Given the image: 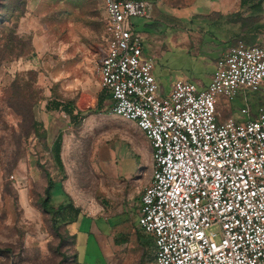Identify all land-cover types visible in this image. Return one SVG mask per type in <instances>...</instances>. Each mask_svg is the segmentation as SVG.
Segmentation results:
<instances>
[{"label":"rangeland","instance_id":"obj_1","mask_svg":"<svg viewBox=\"0 0 264 264\" xmlns=\"http://www.w3.org/2000/svg\"><path fill=\"white\" fill-rule=\"evenodd\" d=\"M151 4L152 19L132 22L158 81L166 91L176 81L207 85L215 56L206 51L216 40L204 30L199 46L189 38L195 20L205 24L195 15L199 0ZM105 9L106 0H0V264H154L138 227L150 143L136 124L95 111L100 95L110 103L99 75ZM52 101L77 104L83 119L71 123ZM47 173L51 213L42 207Z\"/></svg>","mask_w":264,"mask_h":264},{"label":"built area","instance_id":"obj_2","mask_svg":"<svg viewBox=\"0 0 264 264\" xmlns=\"http://www.w3.org/2000/svg\"><path fill=\"white\" fill-rule=\"evenodd\" d=\"M153 11L106 0L99 75L108 114L136 124L151 146L138 227L154 264H264V44L232 46L207 87L176 81L166 91L132 22ZM240 97L235 117L228 106Z\"/></svg>","mask_w":264,"mask_h":264},{"label":"crops","instance_id":"obj_3","mask_svg":"<svg viewBox=\"0 0 264 264\" xmlns=\"http://www.w3.org/2000/svg\"><path fill=\"white\" fill-rule=\"evenodd\" d=\"M199 3L198 7L203 8V11H198L195 15L200 17L199 20L201 22L204 21L205 24L201 28L195 20L189 31V38H193L199 46L202 42L201 30L212 33L211 37L216 42L212 43L206 52L208 55L215 56L212 59L214 70L217 61L232 46L238 43H244L247 46L264 44V0L261 7L256 6V3H252L245 8H242L241 0H199ZM209 28L213 29V31H209ZM212 75L213 73L210 75L207 85H204L201 81L194 82V84L207 87L211 82ZM188 82L191 81L188 80ZM248 98L252 102L257 100L256 95L252 99L249 96ZM238 99H242L244 103L243 97ZM75 106L83 115V110L77 104ZM231 114L238 117V113H234V111ZM230 115L225 114L223 119ZM91 230V233L96 235V230L98 229L94 223ZM74 236L77 239V234Z\"/></svg>","mask_w":264,"mask_h":264},{"label":"trees","instance_id":"obj_4","mask_svg":"<svg viewBox=\"0 0 264 264\" xmlns=\"http://www.w3.org/2000/svg\"><path fill=\"white\" fill-rule=\"evenodd\" d=\"M135 1H146V2H150V3L155 2V0H135ZM262 1L263 0H241V5H242V8H245L252 3H254V4L256 3L257 4L256 6L261 7ZM51 105L55 107L56 111H62L67 116H69L71 119V123H73V124L79 123L83 119L82 112L78 111L75 104L72 102L60 103V102L52 101L50 103L49 107H51ZM108 108H109V104L105 105V98H103V95H100L98 97V100H97V105H96L95 111L99 112V113L108 114ZM60 153H61V142L57 141L56 145H55V157H56L58 164L60 166H62V160L60 157ZM47 177L49 180V186H48V189L46 190L47 198L43 201L42 207L46 212L51 213L53 208L50 207V203L52 200V190L55 187V183L53 182V180L51 179V177L48 173H47ZM68 206L73 208V206H71V204ZM63 210H65V206L62 205V206H59L56 211H57V213H61V211H63ZM53 211H55V210H53ZM150 244L154 248L153 240L151 238H149V241L147 242V245H150Z\"/></svg>","mask_w":264,"mask_h":264}]
</instances>
